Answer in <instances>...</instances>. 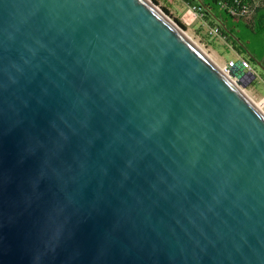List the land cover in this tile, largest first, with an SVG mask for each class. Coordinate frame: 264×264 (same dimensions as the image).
I'll use <instances>...</instances> for the list:
<instances>
[{"label": "water", "instance_id": "obj_1", "mask_svg": "<svg viewBox=\"0 0 264 264\" xmlns=\"http://www.w3.org/2000/svg\"><path fill=\"white\" fill-rule=\"evenodd\" d=\"M255 81L148 0H0V264H264Z\"/></svg>", "mask_w": 264, "mask_h": 264}, {"label": "rangeland", "instance_id": "obj_2", "mask_svg": "<svg viewBox=\"0 0 264 264\" xmlns=\"http://www.w3.org/2000/svg\"><path fill=\"white\" fill-rule=\"evenodd\" d=\"M148 1L183 31L219 68L222 69L227 63L233 64L238 60L246 59L256 76V81L244 92L255 104H258L264 98V71L258 63L250 59L247 53L253 54L256 58L264 55V37L254 34L252 29L249 28L252 26L254 12L250 11L248 15L240 19L235 18L231 22L229 21L235 27L234 38L240 39L241 44L247 49V52L239 54V51L227 38L220 34L210 35L209 29L218 26L216 22L210 25L207 20L196 18V16L187 12L188 3L185 0ZM260 108L264 112V105Z\"/></svg>", "mask_w": 264, "mask_h": 264}, {"label": "trees", "instance_id": "obj_3", "mask_svg": "<svg viewBox=\"0 0 264 264\" xmlns=\"http://www.w3.org/2000/svg\"><path fill=\"white\" fill-rule=\"evenodd\" d=\"M235 0H223L225 3L224 7H221L219 0H185L188 5H201L204 8V19L209 22L210 25L216 22L218 25L219 33L223 37L231 41V44L239 51V54L247 52V49L241 44L240 39L234 38V29L229 21L233 19H240L242 17L232 16L229 12V8H234ZM241 4H245L251 8V11L254 12L252 26L249 27L252 29V32L256 35L264 37V0L259 6L253 5V0H239ZM166 11V10H165ZM167 12V11H166ZM250 59H253L261 69L264 71V55L256 58L253 54L247 52ZM245 62L246 59L244 60ZM248 63V62H247ZM249 64V63H248Z\"/></svg>", "mask_w": 264, "mask_h": 264}, {"label": "built area", "instance_id": "obj_4", "mask_svg": "<svg viewBox=\"0 0 264 264\" xmlns=\"http://www.w3.org/2000/svg\"><path fill=\"white\" fill-rule=\"evenodd\" d=\"M258 1H263V0H258ZM219 4L221 5V7H224L225 3L223 2V0H219ZM251 11V8L245 4H241V2L239 0H235L234 1V8L231 7L229 8V12L232 16H237V17H244L246 15H248ZM187 12H189L190 14L196 16V18L199 19H204V8L201 5H188L187 7ZM209 34L210 35H219V28L218 26H213L212 28L209 29ZM242 65H243V69L252 71L250 65L245 62L244 60H241ZM230 63L225 64L222 67V70L225 74H227V68L229 67Z\"/></svg>", "mask_w": 264, "mask_h": 264}, {"label": "crops", "instance_id": "obj_5", "mask_svg": "<svg viewBox=\"0 0 264 264\" xmlns=\"http://www.w3.org/2000/svg\"><path fill=\"white\" fill-rule=\"evenodd\" d=\"M260 4H262L261 1H258V0H253V5L256 7V6H259Z\"/></svg>", "mask_w": 264, "mask_h": 264}]
</instances>
